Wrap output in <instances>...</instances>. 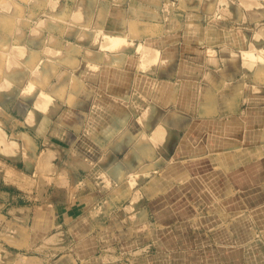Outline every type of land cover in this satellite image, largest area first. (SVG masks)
Instances as JSON below:
<instances>
[{
    "label": "crops",
    "instance_id": "obj_1",
    "mask_svg": "<svg viewBox=\"0 0 264 264\" xmlns=\"http://www.w3.org/2000/svg\"><path fill=\"white\" fill-rule=\"evenodd\" d=\"M141 1L102 0L101 7L94 0L82 3L89 7L83 10L88 20L104 16L107 32L127 35L135 47L146 44L159 52L150 68H143L135 47L112 62L102 58L101 64L100 96L108 106L144 97L149 102L140 106L145 107L129 110L127 116L141 117L149 104L153 113L145 122L136 119L141 122L138 128L123 119V127H128L117 129L109 145L122 157L77 158L82 169H93L77 183L72 198L63 195L53 202L10 209L9 196L0 201V218L8 222L12 214L22 230L16 241L24 247L43 245L52 235L55 245L72 246L74 252L65 251L57 259L67 264H217V236L194 237L190 230H216L222 223L246 230V252L240 256L244 264H264V62L243 60V52H250L248 39L255 42V36H264V29L252 34L247 27L250 20L264 19V8L256 15L261 18L205 16L200 12L205 1L199 0L197 8L192 7L197 16H190L179 11L191 6L186 0H171L175 7L169 14L152 0ZM78 28L77 37L82 31ZM242 37L247 48L240 50ZM87 42L91 46L85 51H94L93 41ZM263 42L259 49H264ZM96 52L110 54L99 47ZM121 110L116 115L122 120L126 111ZM64 111L59 113L61 123L78 127L79 117ZM169 112L178 118L168 124L173 136L162 149L171 152H159L157 143L137 144L141 133H153ZM128 129L134 134L131 140L123 138ZM100 172L114 179L107 193L99 188L101 181L91 179ZM131 174L141 177L135 185L127 182ZM136 193L139 205L126 212ZM209 244L214 248L201 247ZM41 256L45 261L48 252Z\"/></svg>",
    "mask_w": 264,
    "mask_h": 264
},
{
    "label": "rangeland",
    "instance_id": "obj_2",
    "mask_svg": "<svg viewBox=\"0 0 264 264\" xmlns=\"http://www.w3.org/2000/svg\"><path fill=\"white\" fill-rule=\"evenodd\" d=\"M79 1L0 0V190L11 193L7 195L0 192V201H5L10 196L9 200H6L10 202L6 206L10 209L53 202L59 196L60 199L63 198V195L72 198L75 195L77 183L87 179L86 177L89 176L87 173L93 169L87 165L84 166L88 169H82L76 162L77 158L89 159L94 156L113 154L109 150V145L118 133L116 130L122 131L128 127V124L123 127L126 123L122 122L123 119L127 121L130 119L131 124L139 125L141 122L136 119L145 122L147 118L144 113L139 118L127 116L129 110L145 107L140 106L147 101L144 97L141 101H126L120 107L108 106L107 101L102 100L100 96L102 60L110 59L109 62H112L116 56L110 53L103 57L96 51L99 47L100 52H109L106 48L103 50L104 44L101 43L105 42L108 36L115 34L107 32L104 16L96 18L95 21L88 20L83 11L89 8L85 7L87 0ZM94 1L98 7H101L102 0ZM167 1L170 2L167 4L163 0L150 2H156L157 9L165 7L169 14L175 4H171V0ZM186 1L191 6L183 5L184 12L182 8L179 11L183 14L190 13V16H197V13H193L197 12V9L192 7L197 8L199 0ZM203 1L205 4L200 5V12L205 16H235L237 14V16L261 18L256 15L261 8H264L261 0ZM238 22L239 25L242 23ZM262 24L264 19L258 18L257 21L250 20L247 27L250 33L258 34V32L263 33L261 30L264 29V25ZM78 27L82 28V31L77 37ZM117 35L123 34L116 33L115 36ZM126 39H128L127 52L135 45L132 41L130 42L129 37ZM254 40L255 42L248 39L250 52L247 54L243 52V60L246 64L264 62V49L257 47L264 41V36L257 35ZM87 41H93L94 51H85L84 47L91 46ZM244 42L245 38L242 37L239 43L240 50L247 48ZM14 46L18 49H13ZM23 47L26 48L24 52ZM147 47L150 46L139 44L135 48L139 50V54H142V48L144 50ZM152 49L153 53H149L145 59L141 58L142 63L153 60L152 66L155 65L159 52ZM71 55L75 57V60L70 59ZM64 72L63 78H65L58 81L59 76ZM72 76L76 79V87L70 85L71 80L73 81ZM96 77L97 81L94 79ZM51 83L55 84L51 85ZM61 109L72 116L79 117L80 124L76 125L78 127L71 129L63 122L61 123L59 119ZM118 109L126 111L122 120L116 115ZM137 124L135 127L138 128ZM148 134L151 135V131ZM157 145L159 152L166 154L171 152V149L164 151L163 143L159 140ZM113 155L122 157L124 154ZM100 173L92 175L91 179L102 183L107 182L99 184L102 192L107 193L109 184H113L114 179L112 180L109 172ZM128 179L130 177L127 178V182ZM114 183L119 182L114 181ZM127 202L128 199L124 204ZM130 211L132 212V210L127 212ZM4 221L0 218V264H67L57 261L58 257L65 251L74 252L72 248L70 251L69 248L72 247L70 245H55L52 234H50L52 239L47 238L43 245L24 247L16 241V238L22 236V230L18 222L12 218V214L9 215L8 222ZM222 225L216 230L192 228L190 233L194 237L200 234L205 237L217 236V256L220 257V262L217 261V264H244L240 256H244L246 252V230L229 228L224 223ZM256 237H260V233ZM62 239H66L65 236ZM230 241L236 243L231 244ZM201 247H205L206 251L214 248L213 244ZM42 250L48 252L45 261L41 259ZM231 254H238L239 258L230 259ZM73 261L77 264L75 260ZM206 264H212V262H206Z\"/></svg>",
    "mask_w": 264,
    "mask_h": 264
},
{
    "label": "bare ground",
    "instance_id": "obj_3",
    "mask_svg": "<svg viewBox=\"0 0 264 264\" xmlns=\"http://www.w3.org/2000/svg\"><path fill=\"white\" fill-rule=\"evenodd\" d=\"M115 35H112V36L111 35L110 36L107 35L109 38H106L105 39V42H103L101 44H104V49L103 50H105V48H106V50L108 49L109 53H114V55L116 56V58L117 57H121L122 58L126 54L124 52H126V50L128 48V46H127L128 44H126V41L128 40L126 38H128V37H126L125 35H117V36H115ZM130 42H131V40H130ZM101 44H100V46H101ZM144 45H146V44H144ZM102 47H103V45H102ZM102 47H101V49H102ZM16 48L18 49L17 46L16 47L14 46L13 49H16ZM19 48H22V47H19ZM140 49H141V47H140ZM22 51L23 52L26 51V48L24 49V47H23V50ZM22 51H20V52H22ZM209 51H210V49H209ZM138 52H139V50H138ZM153 52L154 51H153L152 47H147L144 50L142 48V54H140V57L143 58V59H145L148 56L149 53H153ZM26 54L28 55V53H26ZM256 54H258V53H256ZM106 60L110 61V59H106ZM152 63H153V60H149L147 62H143L142 63L143 68L152 66ZM63 74L65 75V72L64 73H61V75L58 78V81L63 80L65 78V77L63 78ZM71 79H73V81ZM71 79H70L71 80L70 85L72 84L71 85L72 87H76L77 86L76 79L73 76L71 77ZM53 84H55V83H53ZM53 84L51 83V85H53ZM204 92H205L204 95L208 94V91H206V89L204 90ZM153 106H154L153 104H149L146 107V109L144 110L145 111L144 112L145 113L144 115H150V114H152L153 113V110H154V107ZM176 118H178L177 115H174V114H172L170 112L167 113V115L165 116L163 122L160 123L159 125H157L153 129L152 135H148L147 132H144L143 131L142 135L139 136V139L137 141V144H142V145H144L146 143H148V144L149 143H153V144H156L157 143L158 144V140H159V141H161L164 144L165 147H168L169 143L172 140V136H173L171 134V132L169 131L168 124L170 122L175 121ZM133 135L134 134L132 133V131L130 129H128L126 131V133L124 134L123 138H127L128 140H131ZM161 164H163V163H161ZM123 171H124V169H123ZM138 176H140V175H138ZM138 176L137 175L135 176V174H133V175L131 174V177H130L131 182L130 183H132V185H135L138 181L141 180V177H138ZM139 201H140V195H139V193H136L133 196V199H131L130 203L126 206L125 211L127 212L128 210H132V212H133L134 211L133 209H135L139 205Z\"/></svg>",
    "mask_w": 264,
    "mask_h": 264
}]
</instances>
